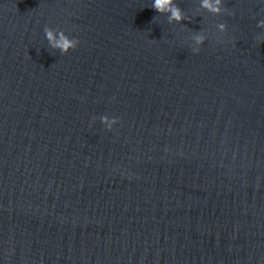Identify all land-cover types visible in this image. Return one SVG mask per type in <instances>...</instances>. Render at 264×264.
I'll return each mask as SVG.
<instances>
[{"label": "water", "instance_id": "obj_1", "mask_svg": "<svg viewBox=\"0 0 264 264\" xmlns=\"http://www.w3.org/2000/svg\"><path fill=\"white\" fill-rule=\"evenodd\" d=\"M221 3L0 0V264H264V0Z\"/></svg>", "mask_w": 264, "mask_h": 264}, {"label": "clouds", "instance_id": "obj_2", "mask_svg": "<svg viewBox=\"0 0 264 264\" xmlns=\"http://www.w3.org/2000/svg\"><path fill=\"white\" fill-rule=\"evenodd\" d=\"M200 7L211 12L213 14H221L224 9L222 8L221 0H201ZM151 8L158 14L168 13V21L180 23L186 18L181 13L180 9L175 6V0H151ZM220 32L225 31L223 24L218 25ZM258 28L264 29V21L257 24ZM44 36L49 41L50 46L53 49H58L62 55L67 54L70 50H74L77 47L78 41L76 39H69L65 36L63 31L53 33L49 28H44ZM203 43V37L195 38V47L192 48L193 54L199 51V45ZM100 124L105 128L106 131L111 132L115 125L118 124V119L115 117L109 118L106 115L99 117Z\"/></svg>", "mask_w": 264, "mask_h": 264}]
</instances>
